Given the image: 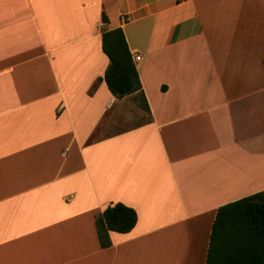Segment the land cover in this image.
Here are the masks:
<instances>
[{
    "label": "crops",
    "instance_id": "crops-1",
    "mask_svg": "<svg viewBox=\"0 0 264 264\" xmlns=\"http://www.w3.org/2000/svg\"><path fill=\"white\" fill-rule=\"evenodd\" d=\"M117 28L143 123L99 81ZM261 191L264 0H0V264H205L217 209ZM116 203L137 222L101 249Z\"/></svg>",
    "mask_w": 264,
    "mask_h": 264
},
{
    "label": "trees",
    "instance_id": "trees-1",
    "mask_svg": "<svg viewBox=\"0 0 264 264\" xmlns=\"http://www.w3.org/2000/svg\"><path fill=\"white\" fill-rule=\"evenodd\" d=\"M101 21L104 25L108 22L104 14ZM101 49L109 63L99 81H104L111 95L119 100L138 93L137 103L148 112L122 30L102 29ZM136 222L132 208L121 203L108 206L94 220L100 248L110 247V232L127 234ZM205 264H264V191L217 209Z\"/></svg>",
    "mask_w": 264,
    "mask_h": 264
},
{
    "label": "rangeland",
    "instance_id": "rangeland-1",
    "mask_svg": "<svg viewBox=\"0 0 264 264\" xmlns=\"http://www.w3.org/2000/svg\"><path fill=\"white\" fill-rule=\"evenodd\" d=\"M132 109L129 110V112H127V115L130 114V116L128 115L127 118H131L130 122L133 123V124H138V123H143L147 120V117L146 115L144 114L143 115V110L142 108L140 107L139 103H136L134 104L132 107ZM137 110H140L139 112H142L140 113L139 115L136 113ZM142 110V111H141ZM129 120V119H128ZM120 126L121 123H115V125H113L112 122H110V120H104V122L102 123V125L100 126L99 130L96 132V134L94 135V138H99L102 134H101V130L102 128H106L108 127L109 129V133H114L115 131L113 130L115 128V126ZM113 130V131H112ZM104 134V133H103Z\"/></svg>",
    "mask_w": 264,
    "mask_h": 264
},
{
    "label": "built area",
    "instance_id": "built-area-1",
    "mask_svg": "<svg viewBox=\"0 0 264 264\" xmlns=\"http://www.w3.org/2000/svg\"><path fill=\"white\" fill-rule=\"evenodd\" d=\"M176 2H181L182 0H175ZM134 61H139L140 57L139 56H134Z\"/></svg>",
    "mask_w": 264,
    "mask_h": 264
}]
</instances>
